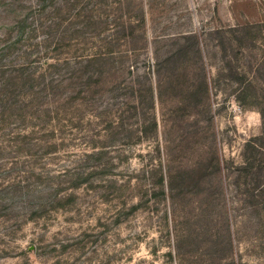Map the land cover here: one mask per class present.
Wrapping results in <instances>:
<instances>
[{
    "label": "rangeland",
    "instance_id": "1",
    "mask_svg": "<svg viewBox=\"0 0 264 264\" xmlns=\"http://www.w3.org/2000/svg\"><path fill=\"white\" fill-rule=\"evenodd\" d=\"M258 111L264 0H0V264H264Z\"/></svg>",
    "mask_w": 264,
    "mask_h": 264
},
{
    "label": "trees",
    "instance_id": "2",
    "mask_svg": "<svg viewBox=\"0 0 264 264\" xmlns=\"http://www.w3.org/2000/svg\"><path fill=\"white\" fill-rule=\"evenodd\" d=\"M251 29V27L246 28ZM207 86V84H206ZM242 102L241 100H239ZM262 118H264V112L258 111ZM261 139L257 137V139L247 142L245 147V165L243 164L242 167L239 168V171H242L249 177V175L254 174L253 171L255 169H260L264 167V148L260 144ZM254 189H257L260 187V184H254Z\"/></svg>",
    "mask_w": 264,
    "mask_h": 264
}]
</instances>
